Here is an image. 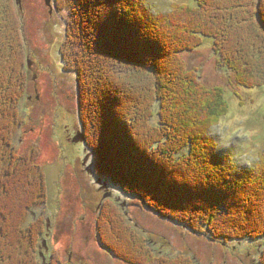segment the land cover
<instances>
[{"label":"trees","instance_id":"obj_1","mask_svg":"<svg viewBox=\"0 0 264 264\" xmlns=\"http://www.w3.org/2000/svg\"><path fill=\"white\" fill-rule=\"evenodd\" d=\"M153 14L147 0H61L67 40L64 70L77 79L80 117L97 175L132 204L221 245L264 243V161L231 168L214 151L206 126L229 105L184 55L213 41L217 69L238 87L264 88V0H194ZM22 14L0 0V264H44L47 205L40 150L15 145L28 89ZM100 173V174H98ZM111 202V201H109ZM103 206L96 222L103 247L126 264H197L187 255H157L119 208ZM208 239V240H209ZM260 264H264V245ZM51 264H58L53 256Z\"/></svg>","mask_w":264,"mask_h":264},{"label":"rangeland","instance_id":"obj_2","mask_svg":"<svg viewBox=\"0 0 264 264\" xmlns=\"http://www.w3.org/2000/svg\"><path fill=\"white\" fill-rule=\"evenodd\" d=\"M59 1L61 0H56L57 6ZM40 3L42 4L37 0L39 19L38 32L35 36L30 34L34 24L24 19L23 5L20 11L27 52L26 60L35 68L41 62L45 72H41L36 79L35 73L29 72L28 89L20 105L23 124L17 132L15 145L22 154L34 145L40 150L38 164L46 172L49 201L47 205L34 209L33 212L37 216H43L46 221V233L42 239L47 241L50 251L58 250L62 260L60 264H71L69 257L62 259L61 243L74 244L73 249L78 256L73 257L72 264H126L105 248H101L95 220L90 221L87 218L85 223L80 225L79 220L85 216L81 205L83 202L92 207L103 205L108 209L107 204L118 207L128 220L131 219L133 229L147 237L158 256L177 257L183 254L197 264H260V252L264 245L262 242L261 246L250 241L221 245V242L209 238L208 240L205 236L176 229L172 224L160 221L156 216L147 213L142 206L132 204L134 203L132 197L112 185L109 187L114 199L110 200L111 202L104 201L106 192L101 191L97 184L98 178L105 183L103 176L92 177L83 173L86 170L83 163L87 156H91L89 164H92L96 172L91 148L88 144L75 145L72 142V137L84 131L80 117L76 76L64 70L61 57V47L67 27L61 19L60 12L55 10L53 16H50L49 10ZM147 3L153 14L168 13L173 5L195 6L194 0H147ZM212 48L213 41L206 38L197 52L184 55L189 68H198L208 87L221 86L225 89V98L229 112L233 114L235 126L246 127L252 132L259 133L264 128V112H262L264 88L250 90L238 87L231 73L217 69V59ZM32 51L36 52V55ZM38 84L45 85L44 94L40 92L42 100L38 104L30 103L28 98L35 97V86ZM32 129H35L34 133ZM85 133L88 143L90 136L87 129ZM250 143H252L251 137L240 141L236 150L246 151L245 145ZM76 174L79 175L78 180L75 179ZM32 220L33 217L30 215L28 225ZM53 233L55 237L61 233L65 238L53 242ZM41 251L45 257H52L50 252H48L50 254L45 252V249ZM47 263L51 264V261Z\"/></svg>","mask_w":264,"mask_h":264},{"label":"clouds","instance_id":"obj_3","mask_svg":"<svg viewBox=\"0 0 264 264\" xmlns=\"http://www.w3.org/2000/svg\"><path fill=\"white\" fill-rule=\"evenodd\" d=\"M209 139L213 141L214 151L225 153L226 163L231 168L256 167L264 161V128L259 133L252 132L246 127L235 126L233 114H220L217 119L206 126ZM252 138V143L246 144V151H237L240 141ZM258 145V147H253Z\"/></svg>","mask_w":264,"mask_h":264},{"label":"flooded vegetation","instance_id":"obj_4","mask_svg":"<svg viewBox=\"0 0 264 264\" xmlns=\"http://www.w3.org/2000/svg\"><path fill=\"white\" fill-rule=\"evenodd\" d=\"M40 1L42 2L43 7H46L49 10V15L50 16H53L55 10L58 12V9L56 8V0H55V2H54V0H51V6L52 7H49L47 5L46 0H40ZM36 2H37V0H29L27 2H26V0H22V5H23V8H24V13H23L24 14V19L25 20L28 19V21L30 23L34 24V25H32L33 27L30 30V34L32 36H35L37 34V32H38V19H39L38 13L39 12H38V6L36 5ZM27 16H28V18H27ZM66 40H67V34L65 35V38H64V42L62 44V47H63V45H64V43H65ZM33 52L34 51H32V53ZM34 53H35L34 55H36V52H34ZM26 68H27L28 75H29V72L30 71L33 72V73H35V75H36L35 76V79H36V77L38 78V76H39V74L41 72H45V69H44L43 64L41 62L39 64V66H37V68H35V66L32 65V63L30 61H27ZM37 70H39V71H37ZM44 89H45V85H40V86H39V84L36 85L35 86V97L34 98L33 97H29L28 98V102H30V103L33 102V103H36V104H38L39 102H41V100H42L41 93L44 94ZM79 108H80V104H79ZM82 127H83V131L84 132H78V133L83 134V136L85 137V135H84L85 128H84V126H82ZM44 130L47 131V129H44ZM31 131L34 133L35 132V129H32ZM72 139H73L72 142L74 143V137H72ZM80 144H82V143L75 144V145H80ZM90 157L91 156H88L84 160V163L83 164H84V167L86 168V170L83 173H86V174L92 176L91 173L93 171H91V170L93 169V167H92V164L91 163L89 164ZM88 164H89V166H88ZM89 168H90V171L88 170ZM75 179L76 180L79 179V175L78 174L75 175ZM113 199H114V197H113ZM81 205H82V210H84V212H85V216L83 217V219L79 220L80 225L84 224L85 223V220L87 218H89L90 221L95 220V222H96L97 217H98V214H99V208H100V206L99 207L98 206L97 207H92L88 203H84V202L81 203ZM36 218H37V215L34 214V219H36ZM81 229H86V228H81ZM52 238H53V242H57V241H60V240L64 239L65 237L61 233H60V235H58L57 237H55V233H53ZM60 245H61V247H63V249H62V253H63L62 254V259L65 258V257H69V263L72 264L73 263V260L72 259L77 254L74 251V249H73L74 248V244L67 245L66 243H61ZM44 248H45V252L46 253L50 252L51 255H52V257H45V264H48L47 263L48 261H51L52 262L53 256H55L57 258L58 264L62 263V260L60 258V254H59L58 250L53 249V251H50L51 249L47 246V243H46V246H44ZM50 253H48V254H50ZM76 256H78V255H76Z\"/></svg>","mask_w":264,"mask_h":264},{"label":"water","instance_id":"obj_5","mask_svg":"<svg viewBox=\"0 0 264 264\" xmlns=\"http://www.w3.org/2000/svg\"><path fill=\"white\" fill-rule=\"evenodd\" d=\"M46 3L49 7H51V0H46ZM16 5L19 7L20 11H22V0H16ZM86 138L82 134H78V136L74 139V143H80V142H85ZM90 171V168L88 169ZM101 184V181L99 180L98 182ZM102 191H105L106 194L104 195V199H109L113 197V194L108 191V184L105 183L102 186ZM44 246H46V241H44ZM41 258L43 259V262L45 264V257L44 254H40Z\"/></svg>","mask_w":264,"mask_h":264},{"label":"snow or ice","instance_id":"obj_6","mask_svg":"<svg viewBox=\"0 0 264 264\" xmlns=\"http://www.w3.org/2000/svg\"><path fill=\"white\" fill-rule=\"evenodd\" d=\"M262 112H264V109H262Z\"/></svg>","mask_w":264,"mask_h":264}]
</instances>
